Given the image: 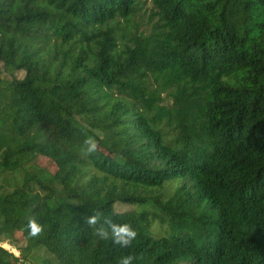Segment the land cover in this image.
I'll return each mask as SVG.
<instances>
[{
    "label": "trees",
    "instance_id": "16d2710c",
    "mask_svg": "<svg viewBox=\"0 0 264 264\" xmlns=\"http://www.w3.org/2000/svg\"><path fill=\"white\" fill-rule=\"evenodd\" d=\"M0 177V264H264V0H0Z\"/></svg>",
    "mask_w": 264,
    "mask_h": 264
},
{
    "label": "rangeland",
    "instance_id": "374dc122",
    "mask_svg": "<svg viewBox=\"0 0 264 264\" xmlns=\"http://www.w3.org/2000/svg\"><path fill=\"white\" fill-rule=\"evenodd\" d=\"M141 11L130 17L127 21L120 18L118 20H116V23H113L111 26L116 28V36H117V41H118V50L124 48V46L126 44H128V37L132 36L134 33L138 32H142V33H148L150 31L151 25L154 23L153 18H150L151 13H152V5L151 3L147 2L145 4H143ZM24 72L19 71V72H15L14 76L17 78H21L23 76ZM2 78L6 81L11 80L12 76L8 75L6 72H4L2 74ZM151 83L152 86L153 85V81L152 79L149 81ZM149 83V85H150ZM162 97H165V94H161ZM170 100L168 99V97H165L162 104H169ZM39 164L45 165L47 164L46 160H39ZM16 180H19L20 177L22 176V173L19 172L17 174L14 175ZM2 180V178L0 177V181ZM169 186L166 187L163 190V193L166 195L167 194V190H168ZM115 210L117 212H124L127 210H131V209H136V210H143V209H148V210H153L154 207L151 204H145V205H131V204H126V203H121V202H116L115 203ZM156 226V224L154 225ZM6 243H3V246L6 248L11 247L12 249H14L15 247H17L16 244H13L11 242L5 241ZM32 263L33 264H46V262H49V264H56L53 261V258L51 257V255H49L43 248H40V250H38L33 256ZM48 264V263H47Z\"/></svg>",
    "mask_w": 264,
    "mask_h": 264
},
{
    "label": "clouds",
    "instance_id": "9594fccd",
    "mask_svg": "<svg viewBox=\"0 0 264 264\" xmlns=\"http://www.w3.org/2000/svg\"><path fill=\"white\" fill-rule=\"evenodd\" d=\"M113 243L126 247L130 244L136 233L128 228V226H113ZM122 264H131V258H124Z\"/></svg>",
    "mask_w": 264,
    "mask_h": 264
}]
</instances>
